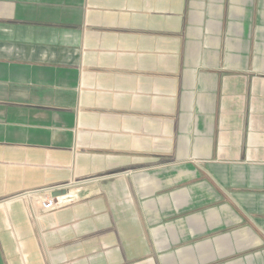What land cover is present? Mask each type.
Here are the masks:
<instances>
[{
	"label": "crops",
	"instance_id": "crops-1",
	"mask_svg": "<svg viewBox=\"0 0 264 264\" xmlns=\"http://www.w3.org/2000/svg\"><path fill=\"white\" fill-rule=\"evenodd\" d=\"M0 264H264V0H0Z\"/></svg>",
	"mask_w": 264,
	"mask_h": 264
},
{
	"label": "built area",
	"instance_id": "built-area-1",
	"mask_svg": "<svg viewBox=\"0 0 264 264\" xmlns=\"http://www.w3.org/2000/svg\"><path fill=\"white\" fill-rule=\"evenodd\" d=\"M41 208L45 213L52 212L56 208L55 199L52 198L50 195H45L41 201Z\"/></svg>",
	"mask_w": 264,
	"mask_h": 264
}]
</instances>
